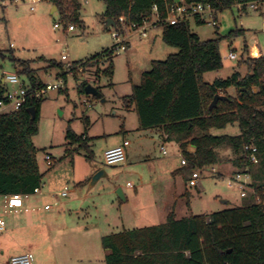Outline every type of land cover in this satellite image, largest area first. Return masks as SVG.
<instances>
[{"label":"rangeland","instance_id":"rangeland-1","mask_svg":"<svg viewBox=\"0 0 264 264\" xmlns=\"http://www.w3.org/2000/svg\"><path fill=\"white\" fill-rule=\"evenodd\" d=\"M78 1V22H73L68 18L69 12L62 15L49 0H40L34 10L28 0H0L1 85L9 91L18 88L3 80L8 72L28 83V77L21 72L25 66L32 69L37 81H56V76L61 79V86L49 90L40 103L38 131L32 141L48 193L68 190L67 195L57 198L48 194L32 196V205L41 209L29 212L4 211L0 195V217L6 222V229L0 233V264H9L11 256L27 251L33 253L34 264H105L101 236L122 228L163 223L166 201L181 218L208 215L244 200L237 186L228 185L231 172L236 169L228 160L234 156L230 150H219L221 161L214 164L215 174L208 166H198L202 169V188H197L165 169L167 165L172 169L181 167L183 155L176 141L153 134L154 141H146L145 147H140L135 133L137 114L126 106L125 98L132 86L140 82L141 73L151 68L152 59L163 60L177 51L163 41L160 25L148 27L147 37L133 34L127 49L114 51L110 76L105 71L106 60L99 64V69L78 65L72 72L67 70L114 43L115 27H106L103 22V0ZM215 17L216 25L209 14L203 15V23L189 18L190 29L202 40L221 38L218 48L222 67L204 74L208 82L216 77L226 78L238 69L242 74L249 70L244 61L253 56L247 53L244 43L251 46L256 42L264 53V12H242L234 4L217 11ZM64 20L73 24L74 30L67 31ZM55 23L59 27L55 28ZM237 30V35L226 38L229 32ZM230 51L236 54L235 58L228 57ZM62 53L67 54V59H61ZM48 60L62 63L68 72L65 82L58 67ZM84 81L99 88L102 96L79 92L78 85ZM226 92L237 96L236 88ZM122 127L128 130L120 131ZM69 129L77 136H85L84 143L67 138ZM209 131L215 135H236L240 130L234 122ZM123 139L130 141V155L124 162L107 165L104 150L121 144ZM45 153L52 157L51 166L46 165ZM100 171L104 174L93 180ZM117 187L126 200L117 196ZM45 201L55 208L43 210Z\"/></svg>","mask_w":264,"mask_h":264},{"label":"trees","instance_id":"trees-1","mask_svg":"<svg viewBox=\"0 0 264 264\" xmlns=\"http://www.w3.org/2000/svg\"><path fill=\"white\" fill-rule=\"evenodd\" d=\"M60 13L78 22V0H49ZM238 1L251 0H183L181 3L209 4L215 12L234 5ZM106 18L119 24V17L141 23L153 15L157 7L162 27L163 41L177 48L163 60H151V68L141 73L140 82L134 84L126 96V106L133 107L139 129L160 127L168 139L179 144L187 163L182 166L183 179L187 182L195 166H209L221 161L219 150H230L234 156L228 159L234 168L249 167L256 190L262 195L264 185V55L248 57L244 62L249 70L241 76L235 70L226 78H215L211 83L204 74L222 67L218 44L220 37L202 40L193 32L186 17L175 24L165 20L167 8L174 0H103ZM192 16L196 23L205 20L200 14ZM65 22V20H64ZM68 23V22H65ZM108 27V26H106ZM231 31L230 39L237 35ZM114 45L90 58L71 66V72L80 66L99 69L107 61V75L112 74ZM1 56V52H0ZM49 61V60H48ZM58 67V74L66 81L67 70L62 63L50 60ZM28 84L36 86L32 69L22 71ZM99 75V74H97ZM24 82V81H23ZM25 83V82H24ZM84 81L78 91L85 92ZM257 87L254 91L252 87ZM236 88L237 96L226 92ZM99 90V88H97ZM7 88L0 83V101H5ZM63 90V89H61ZM100 91V90H99ZM222 94L210 107L213 96ZM100 95L99 97H101ZM43 98L28 97L17 110L0 112V195L10 193L32 194L40 185L41 173L36 160L37 148L32 137L38 131L39 107ZM35 111L32 117L28 108ZM236 122V135L210 133L211 128H222ZM197 131V133H194ZM72 141L84 143L86 137L75 135L70 129L66 134ZM252 142L259 152V163L252 166L244 157L243 145ZM195 147L186 150L187 144ZM185 195L189 192L185 190ZM239 205L212 212L208 215H188L176 218L171 210L163 223L133 229H123L105 235L101 245L108 249L105 264H264V204L254 203L253 195L244 197Z\"/></svg>","mask_w":264,"mask_h":264},{"label":"built area","instance_id":"built-area-1","mask_svg":"<svg viewBox=\"0 0 264 264\" xmlns=\"http://www.w3.org/2000/svg\"><path fill=\"white\" fill-rule=\"evenodd\" d=\"M40 0H28L30 5V9H35V4ZM86 2V0H85ZM237 5L239 11H244L247 9H251L256 12H264V0H251V1H238L235 3ZM153 15L147 19H144L141 23H136L127 20L125 17H119V24L115 27L112 37L114 39V50H125L127 48V38L131 33H136L140 37L147 36V28L150 26L157 25L156 23L160 21V18L157 13V7L153 6ZM215 10L209 4L195 3V4H184L174 2L167 8V15L165 20L170 24H175L178 21L186 18L189 15L200 14L203 16L204 14H209L212 17V24L216 25V18L213 17V13ZM154 16V18H153ZM54 27H59L58 23L54 24ZM66 30L72 31L74 30V25L71 23L66 24ZM229 58H235L236 54L232 51L228 53ZM61 59H67V54L62 53ZM80 65V64H78ZM77 65V67H78ZM71 67H68V71L71 70ZM56 81L49 80L42 82L39 85L31 86L28 83L20 82L18 75L14 72L5 73L3 80L8 82L11 85H17L18 88L14 91H9L8 89L5 92V101H0V112L6 110H17L20 106L25 102L28 97H33L35 99L44 98L46 93L52 89H58L61 85V79L56 76ZM129 144L128 140H123L121 144L108 147L104 150V160L107 165H115L121 162H124L126 159V146ZM162 152L166 154V149L162 148ZM243 154L244 157L249 161L252 166H256L259 163V152L257 146L248 142L243 145ZM181 153V152H180ZM44 160L46 165H52V157L49 153L44 154ZM181 165H185L187 163L185 157L183 156L180 160ZM211 174L216 173V168L214 165H209ZM204 168V167H203ZM198 166H195L191 171V174L187 180V184L189 186H194L197 188H202L201 185V171ZM228 185L229 186H237L240 190V197H248L249 195H253L254 203H262L264 204V185L262 187V195L258 193L256 190V185L253 183V178L249 171V167L245 168H237L232 171L231 176L229 177ZM40 190V185L34 188L33 193H38ZM68 190L65 188L58 192L59 195L64 196L67 195ZM28 194L22 193H10L3 195V203H4V211H12L17 210L23 207V198ZM50 204L44 205V209H49ZM6 229L5 220L0 217V233ZM34 263V255L32 252H24L22 254L14 255L10 257L9 264H33Z\"/></svg>","mask_w":264,"mask_h":264},{"label":"crops","instance_id":"crops-1","mask_svg":"<svg viewBox=\"0 0 264 264\" xmlns=\"http://www.w3.org/2000/svg\"><path fill=\"white\" fill-rule=\"evenodd\" d=\"M183 0H180V1H178L177 3H181ZM52 3V2H51ZM53 6H55V5H53ZM54 8V7H53ZM53 8H52V11H55V10H53ZM190 17H192V16H187V18L189 19ZM158 25H154V26H150V27H152V28H155V27H157ZM133 34H135V35H138V34H136V33H131L129 36H128V38H127V47L129 46V38H130V36H132ZM139 36V35H138ZM148 36V35H147ZM146 36V37H147ZM140 37V36H139ZM143 38V37H142ZM200 38V37H199ZM201 39V38H200ZM244 44H246V46H247V48L245 47V50H247V53L249 54V55H252L253 56V48H256L257 49V51H258V53H259V55L258 56H260V55H264V53H263V51H262V49L259 47V45H258V43H253L251 46H248L247 45V43H244ZM127 49V48H126ZM243 56H246V51L242 54ZM258 56H256V57H258ZM253 57H255V56H253ZM153 60V59H152ZM237 71H239L240 73H241V70L240 69H238ZM248 71H246L245 73H241L242 75L241 76H244L246 73H247ZM217 78V77H216ZM214 80V79H213ZM208 82V81H207ZM212 82V81H211ZM211 82H209V83H211ZM234 87H229V88H227L226 89V91L228 90H230V89H233ZM252 89L254 90V91H256L257 90V87H255V86H253L252 87ZM132 110H134V108L131 106L130 107ZM128 129L127 128H124V127H122L121 129H120V131H123V132H125V131H127ZM135 133L138 135V138H139V140L141 141V143H140V147H142V148H144L145 146H144V143H146V141H154V135L153 134H155L156 136H159V135H161L162 134V136L163 137H165V138H167V136H166V134L163 132V130H162V128H160V127H152V128H148V129H139V127H136L135 128ZM148 131H151L150 132V134H148ZM155 132V133H154ZM123 140H127V139H123ZM123 142V141H122ZM129 142V144L126 146V159L128 158V156L130 155V150L127 148L129 145H130V141H128ZM118 145V144H117ZM113 146H115V145H113ZM112 147V146H111ZM161 147L163 148V145H161ZM108 148V147H107ZM186 150L187 151H189V152H193L194 150H195V147H194V145H192V144H187V147H186ZM179 151H180V148H179ZM167 153V152H166ZM164 154V153H163ZM125 159V160H126ZM37 164H38V162H37ZM183 165H181V167H182ZM181 167H178V168H176V169H172V167H169L168 165L167 166H165V169H166V171L167 172H170V174L171 175H173L174 177L175 176H181L182 178H183V175H182V172H181ZM38 168H39V171H40V167H39V164H38ZM41 173V172H40ZM232 173V172H231ZM104 174V173H103ZM118 188H120V187H117L116 188V190L118 189ZM122 190V189H121ZM61 191V190H60ZM60 191H54V192H50V193H48V189L47 188H45V183L42 181V176H41V181H40V190H39V192L38 193H32V194H28L26 197H24L23 198V207L22 208H19V209H17V210H12L13 212H29L30 210H40L41 208H40V206H37L36 208L32 205V202H33V200H31L30 198L32 197V196H35L36 194H40L42 197H46V196H44V195H49V196H54V197H56L57 198V196H61V195H59L58 194V192H60ZM123 192V191H122ZM123 195H124V193H123ZM1 196H3V195H1ZM124 197H125V195H124ZM125 200H126V197H125ZM225 203H226V201H225ZM46 204H49L48 202H46L45 201V203L43 204V207H42V209L43 210H45V211H50V210H52V209H54L55 207L53 206V205H51L50 204V208L49 209H44V205H46ZM165 211L167 212L166 213V217H165V220H166V218H167V215H168V213L171 211L170 210V208L172 207L171 206V204L168 202L167 203V201L165 202ZM6 212H11V211H6ZM176 218H179V217H177L176 216ZM123 229H127V228H122L121 230H123ZM133 229V228H132ZM121 230H119V231H121ZM116 232H118V231H116ZM110 233H113V232H110ZM110 233H108V234H110ZM108 234H104V235H102L101 236V239H102V237L103 236H105V235H108ZM101 239H100V243H101ZM105 250V254H104V256L102 257L103 258V261H104V257H105V255H106V253L108 252V249H104ZM105 263V262H104ZM34 264V263H33Z\"/></svg>","mask_w":264,"mask_h":264},{"label":"water","instance_id":"water-1","mask_svg":"<svg viewBox=\"0 0 264 264\" xmlns=\"http://www.w3.org/2000/svg\"><path fill=\"white\" fill-rule=\"evenodd\" d=\"M53 7L55 8V6H53ZM106 26H115L114 20L111 19V18H106ZM84 89H85V92L87 94H91V95H94V96H97V97H99L101 95V92L96 87L92 86L91 84H86ZM224 97H225L224 95L216 93L213 96V99H212V101L210 103V107L214 106L216 104V102L218 101V99H222ZM28 110L31 113L32 117H34V115H35L34 108L33 107H29ZM103 173H104L103 171L98 172L93 177V180H96L97 178H99V176H101ZM116 194H117V196L119 198H121L122 200H125V197L123 195V192H122L121 188H118L116 190ZM223 202H225V200H223Z\"/></svg>","mask_w":264,"mask_h":264},{"label":"bare ground","instance_id":"bare-ground-1","mask_svg":"<svg viewBox=\"0 0 264 264\" xmlns=\"http://www.w3.org/2000/svg\"><path fill=\"white\" fill-rule=\"evenodd\" d=\"M259 55V53H258V51H257V49L256 48H253V56H258Z\"/></svg>","mask_w":264,"mask_h":264}]
</instances>
